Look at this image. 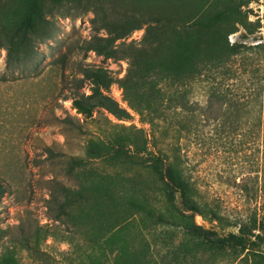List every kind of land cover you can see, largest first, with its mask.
I'll return each mask as SVG.
<instances>
[{"label":"trees","instance_id":"1","mask_svg":"<svg viewBox=\"0 0 264 264\" xmlns=\"http://www.w3.org/2000/svg\"><path fill=\"white\" fill-rule=\"evenodd\" d=\"M250 1L0 0V48L7 52L8 65L36 58L38 46L53 35L54 23L49 17L55 12L68 15L63 11L71 6L93 13L94 34L78 42L81 49L126 60L123 76L114 75L107 66L79 61L90 92L68 94L77 113L93 117L95 110L103 109L124 121L131 118L132 110L152 127L161 119L186 114L187 128L196 111L204 107L194 98L203 87L207 104L224 107L221 129L251 135L260 153L252 158L247 176L236 181L247 212L231 219L200 202L183 168L164 151L150 148L144 127L114 124L126 133L93 143L102 150V158L147 156L167 203L176 206L178 196L182 207L159 210L152 202L150 185L137 173H102L97 177L93 170L76 171L87 160L72 158L70 173L78 183L65 185L63 195L54 198L59 209L55 219L75 225L71 210L79 209V218L89 225L84 232L90 247L86 264H161L146 235L151 225L158 223L177 224L207 244L246 252L251 264H264V58L254 66L238 62L253 47L229 39L241 26L249 29L251 22L243 7ZM142 29L139 40L130 39ZM255 46L264 50V42ZM239 82L245 84L243 96L233 88ZM113 84L122 89L127 107L111 95ZM197 215L222 228L236 226L238 230L220 236L217 230L198 224ZM35 231L40 233L41 228ZM5 232L0 226V235Z\"/></svg>","mask_w":264,"mask_h":264},{"label":"rangeland","instance_id":"2","mask_svg":"<svg viewBox=\"0 0 264 264\" xmlns=\"http://www.w3.org/2000/svg\"><path fill=\"white\" fill-rule=\"evenodd\" d=\"M243 10L251 22L249 29L241 26L229 39L253 47L238 62L244 60L254 66L264 58V50L255 46L264 42V0H251ZM63 12L69 13L55 12L49 17L54 23L52 38L38 46L33 60L8 65L7 52L0 48V226L7 229L0 235V264L87 263L90 247L84 232L89 225L79 218V209L71 210L75 225L55 219L59 209L54 198L63 195L65 185L78 183L70 173L74 157L87 160L76 171L93 170L97 177L102 173H137L150 185L152 202L159 210L182 207L178 196L176 206L167 203L162 183L149 168L147 156L102 158V150L93 143L126 133L114 125L118 122L144 127L150 148L164 151L183 168L200 202L231 219L245 214V199L236 181L247 176L252 158L260 155L254 138L240 131L222 130L219 125L224 107L207 104L209 98L203 87L198 88L194 98L204 107L196 111V118L187 128L186 114L161 119L152 127L132 110L131 118L124 121L103 109L95 110L93 117L77 113L68 94L90 92L79 61L107 66L116 76H123L128 64L78 46L94 34L92 12L72 6ZM143 33V29L137 30L130 39L139 40ZM244 86L239 82L233 88L243 96ZM110 93L127 107L118 84L111 86ZM195 220L217 230L220 236L238 230L236 226L222 228L201 215ZM37 227L40 233L35 231ZM146 235L161 264L252 263L246 252L214 247L177 224H153ZM138 240L134 244L138 245Z\"/></svg>","mask_w":264,"mask_h":264}]
</instances>
